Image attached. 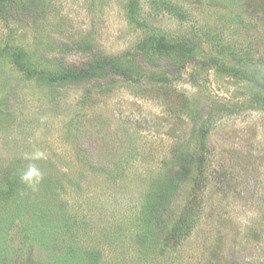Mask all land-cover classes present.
<instances>
[{
    "label": "rangeland",
    "instance_id": "1",
    "mask_svg": "<svg viewBox=\"0 0 264 264\" xmlns=\"http://www.w3.org/2000/svg\"><path fill=\"white\" fill-rule=\"evenodd\" d=\"M0 264H264V0H0Z\"/></svg>",
    "mask_w": 264,
    "mask_h": 264
},
{
    "label": "clouds",
    "instance_id": "2",
    "mask_svg": "<svg viewBox=\"0 0 264 264\" xmlns=\"http://www.w3.org/2000/svg\"><path fill=\"white\" fill-rule=\"evenodd\" d=\"M33 161L35 160H45L47 155L45 152L36 150L29 157ZM43 179V173L37 168L34 163L28 165L27 169L21 173L20 180L22 183L26 184L28 187L32 188L33 191L37 189V186Z\"/></svg>",
    "mask_w": 264,
    "mask_h": 264
}]
</instances>
